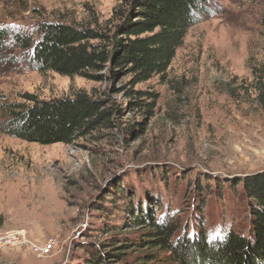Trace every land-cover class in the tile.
Returning <instances> with one entry per match:
<instances>
[{"label":"rangeland","instance_id":"obj_1","mask_svg":"<svg viewBox=\"0 0 264 264\" xmlns=\"http://www.w3.org/2000/svg\"><path fill=\"white\" fill-rule=\"evenodd\" d=\"M117 3L0 0V28L35 37L44 21L104 24ZM206 3L207 15L187 31L165 74L133 86L127 76L95 83L40 74L6 40L0 104L19 102L23 93L48 100L95 89L121 113L68 144L39 145L0 132V225L25 237L0 248V264H78L91 246L143 235L134 217L147 210L177 221L176 237L201 229L210 239L228 231L251 237L242 186L226 183L264 172V104L253 76L264 64V0ZM129 88L154 94L146 100H154L149 114L130 106ZM215 182L224 185L216 189ZM50 242L49 254L32 252ZM123 253L128 264H169L156 249Z\"/></svg>","mask_w":264,"mask_h":264},{"label":"trees","instance_id":"obj_2","mask_svg":"<svg viewBox=\"0 0 264 264\" xmlns=\"http://www.w3.org/2000/svg\"><path fill=\"white\" fill-rule=\"evenodd\" d=\"M206 7V0H118L104 24L44 21L36 26L35 37L0 28V48L9 40L31 70L40 74L51 71L95 83L127 76L133 86L165 74L187 31L207 15ZM260 25L264 32V11ZM253 76L255 91L264 104V64L253 70ZM126 94L135 100L130 106L144 114L154 107V100L146 103L154 97L152 93L129 88ZM107 104L95 89L48 100L23 93L19 102L0 104V132L39 145L68 144L111 125L112 112L120 114L121 110ZM229 182L231 189L241 184L249 204L250 238L228 231L210 239L202 229L192 236L176 237L177 221L158 220L147 210L134 217L143 235L133 241L122 239L120 245L112 240L102 248L91 246L78 264H128L123 251L132 246L164 252L169 264H264V172ZM214 184L219 189L223 182ZM197 188L201 189L199 184Z\"/></svg>","mask_w":264,"mask_h":264},{"label":"built area","instance_id":"obj_3","mask_svg":"<svg viewBox=\"0 0 264 264\" xmlns=\"http://www.w3.org/2000/svg\"><path fill=\"white\" fill-rule=\"evenodd\" d=\"M25 237L19 232L12 230H7L6 228L0 225V248L14 245L18 242H23ZM54 243L50 242L49 244L44 245L43 247H32V252L40 255H47L53 250Z\"/></svg>","mask_w":264,"mask_h":264}]
</instances>
